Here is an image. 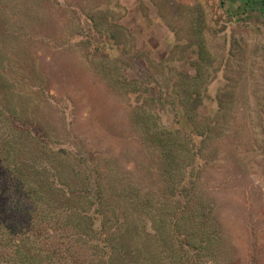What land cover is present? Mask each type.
<instances>
[{
  "label": "trees",
  "instance_id": "trees-1",
  "mask_svg": "<svg viewBox=\"0 0 264 264\" xmlns=\"http://www.w3.org/2000/svg\"><path fill=\"white\" fill-rule=\"evenodd\" d=\"M33 6L0 0V65L8 60L13 69L10 135L0 138V264L227 263L223 227L201 186L214 161L207 150L217 124L200 111L208 65L213 66L201 29L175 44L192 49L193 60L182 56L176 62L187 64L194 76L178 70L172 79L152 63V88L120 67L125 29L104 12L88 18L109 53L88 51L84 75L103 79L105 95L133 98L130 122L158 173L156 186L146 187L129 176L115 154L87 147L72 130L78 78L55 71L32 48L49 38L33 36V24L47 18ZM13 18L20 19L18 26ZM161 101L176 111L174 123L158 115ZM59 105L68 109L57 116Z\"/></svg>",
  "mask_w": 264,
  "mask_h": 264
},
{
  "label": "rangeland",
  "instance_id": "rangeland-1",
  "mask_svg": "<svg viewBox=\"0 0 264 264\" xmlns=\"http://www.w3.org/2000/svg\"><path fill=\"white\" fill-rule=\"evenodd\" d=\"M4 1L22 8L34 5L46 13L47 18L40 25L33 24L31 31L34 37L49 38L32 48L47 57L55 71L78 78L77 111L74 118L71 111L65 114L73 120L72 130L87 147L115 154L129 176L146 187L152 182L156 186L158 173L146 161L147 150L130 122L133 98L105 95L103 79L84 75L88 51L108 52L103 40L90 30L88 18L104 12L125 29L120 67L130 78L146 79L152 88V63L162 65L172 79L178 70L194 76L187 64L176 62L182 56L193 60L192 49H178L175 44L201 29L213 66L208 65L211 75L200 111L206 121L217 123L207 150L214 161L203 172L201 186L215 204L229 247L227 263L222 264H264V0ZM12 20L18 26L20 19ZM89 40L88 48L82 45ZM89 68L94 74V66ZM12 71L8 60L0 65V138L10 135L7 102ZM158 108L164 122L176 121V111L170 106L161 101ZM67 109L59 105L57 116ZM49 113L56 116V112ZM89 171L92 175L90 167Z\"/></svg>",
  "mask_w": 264,
  "mask_h": 264
}]
</instances>
